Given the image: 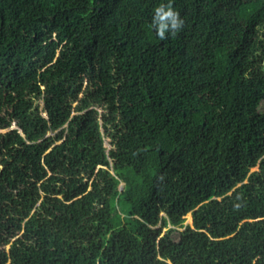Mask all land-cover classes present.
Returning <instances> with one entry per match:
<instances>
[{"label": "trees", "instance_id": "obj_1", "mask_svg": "<svg viewBox=\"0 0 264 264\" xmlns=\"http://www.w3.org/2000/svg\"><path fill=\"white\" fill-rule=\"evenodd\" d=\"M161 2L0 0V264H264V0Z\"/></svg>", "mask_w": 264, "mask_h": 264}, {"label": "clouds", "instance_id": "obj_2", "mask_svg": "<svg viewBox=\"0 0 264 264\" xmlns=\"http://www.w3.org/2000/svg\"><path fill=\"white\" fill-rule=\"evenodd\" d=\"M184 20L174 7V0L161 2L153 9L150 28L155 30L156 36L161 40L169 36L175 37L183 28Z\"/></svg>", "mask_w": 264, "mask_h": 264}, {"label": "rangeland", "instance_id": "obj_3", "mask_svg": "<svg viewBox=\"0 0 264 264\" xmlns=\"http://www.w3.org/2000/svg\"><path fill=\"white\" fill-rule=\"evenodd\" d=\"M231 103L233 102L231 101ZM230 107L231 106L228 105L219 111L209 113L207 122L221 127L224 131H228L233 123L230 116ZM104 145H107L106 139L104 140ZM184 218V223L190 222V215L188 213L184 215Z\"/></svg>", "mask_w": 264, "mask_h": 264}]
</instances>
